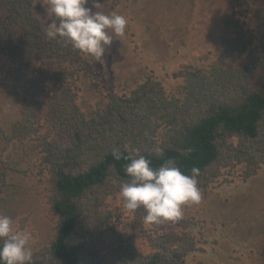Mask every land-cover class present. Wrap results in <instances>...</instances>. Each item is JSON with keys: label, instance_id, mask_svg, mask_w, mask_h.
<instances>
[{"label": "trees", "instance_id": "trees-1", "mask_svg": "<svg viewBox=\"0 0 264 264\" xmlns=\"http://www.w3.org/2000/svg\"><path fill=\"white\" fill-rule=\"evenodd\" d=\"M227 1L232 11L224 26L231 37L222 46L227 55H246L242 68L177 72L176 78L186 80L181 97L168 96L160 82L148 78L128 95L109 94L87 110L79 101L81 85L90 65L100 69L98 61L63 40L49 38L46 29L51 22L30 0H0V53L9 62L8 80L22 97L20 120L9 134L0 127V137L8 146L38 143L50 176L51 211L57 218L52 240L32 257V264H191V255L208 254L206 246L214 249L204 238L183 234L175 240L153 239L149 253L119 244L113 259H103L96 255L98 233L108 224L94 226L87 218L93 197L96 201L109 186L119 191L129 179L125 164L138 155L154 168L174 160L186 175L199 168L200 190L222 169L234 167L236 160L245 166L243 182L255 178L264 165V33L258 38L248 33L236 17L239 0ZM32 90L42 92L49 122L65 133L66 145L41 137L42 118L30 97ZM233 139L238 148L230 142ZM113 151L120 153L119 160ZM8 161L0 171V195L8 185L7 171L12 170ZM114 235L111 228L108 236Z\"/></svg>", "mask_w": 264, "mask_h": 264}, {"label": "rangeland", "instance_id": "rangeland-1", "mask_svg": "<svg viewBox=\"0 0 264 264\" xmlns=\"http://www.w3.org/2000/svg\"><path fill=\"white\" fill-rule=\"evenodd\" d=\"M30 1L40 16L51 22L47 0ZM98 2L102 4L100 9L92 6V0L86 5L93 12L122 14L128 24L125 34L113 38L106 47L98 61L100 69L90 65L83 79L79 101L87 110L109 94L128 95L148 78L160 82L168 96L181 97L186 80L176 78L175 73L213 67L239 69L246 63V55H227L222 46L231 37L224 26L232 11L227 0ZM236 11L248 33L257 38L264 33V0H239ZM9 68L8 60L0 53V127L7 134L21 118L22 101L18 87L8 80ZM30 97L40 110L41 137L66 145L65 133L49 122L42 92L32 90ZM230 142L238 148L236 139ZM37 145L33 140L8 146L0 137V171L7 159L12 168L7 171L8 185L0 195V215L9 216L15 229L31 234L33 256L49 245L57 221L50 207V176L41 163ZM238 162H233L231 169H222L209 187L200 190L199 203L182 206L181 218L161 224L145 223L143 208L125 210L119 191L105 188L88 205L87 223L108 224L98 233L101 242L96 255L113 259L119 244L149 253L153 239L161 242L188 234L194 240L204 238L214 248L206 246L208 254L191 255V264H264V165L255 178L243 182L245 166ZM111 228L115 231L113 238L108 236Z\"/></svg>", "mask_w": 264, "mask_h": 264}, {"label": "clouds", "instance_id": "clouds-1", "mask_svg": "<svg viewBox=\"0 0 264 264\" xmlns=\"http://www.w3.org/2000/svg\"><path fill=\"white\" fill-rule=\"evenodd\" d=\"M89 0H47L48 16L46 35L52 39L63 40L74 50L87 54L93 60L100 61L106 46L113 38L123 36L128 24L127 18L115 11L93 12L86 7ZM98 0H92V6L101 8ZM154 151L162 153L160 147ZM113 157L121 158L118 151ZM129 178L120 185L119 196L125 210L135 212L143 208L144 221L149 224H161L177 220L183 215L182 206L196 204L201 200L198 188L200 170L191 169V175L182 173L174 160H166L159 167H152L151 161L143 155L129 158L124 166ZM9 216L0 215V264H32L31 234L13 227Z\"/></svg>", "mask_w": 264, "mask_h": 264}]
</instances>
